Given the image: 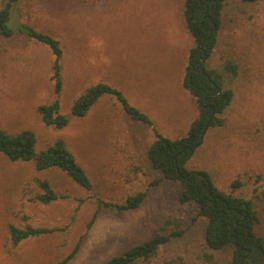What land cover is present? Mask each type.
Masks as SVG:
<instances>
[{"label":"rangeland","instance_id":"rangeland-1","mask_svg":"<svg viewBox=\"0 0 264 264\" xmlns=\"http://www.w3.org/2000/svg\"><path fill=\"white\" fill-rule=\"evenodd\" d=\"M7 0H0V9ZM184 0H15L14 32L0 37V127L34 132L37 152L61 138L89 178L85 190L57 168L37 171L33 162L0 154V264H104L156 231L179 232L146 264H228L230 250L209 251L205 220L194 204L178 201L180 185L165 180L147 160L154 130L176 139L198 114L182 78L193 40L182 18ZM23 24L59 42L60 112L89 86L102 82L144 113L132 119L115 97H101L83 117L62 129L45 126L39 105L54 98V56L15 26ZM230 61L235 74L225 68ZM207 67L219 74L232 98L187 162L205 170L217 188L251 201L264 237V0H225L221 26ZM35 180H48L64 199L42 204ZM158 181L153 184L154 181ZM146 192L133 210L115 204ZM94 216L93 223L87 228ZM9 225L49 233L12 244ZM164 228V231L160 230ZM210 254L211 258L208 259Z\"/></svg>","mask_w":264,"mask_h":264},{"label":"trees","instance_id":"trees-1","mask_svg":"<svg viewBox=\"0 0 264 264\" xmlns=\"http://www.w3.org/2000/svg\"><path fill=\"white\" fill-rule=\"evenodd\" d=\"M7 0L0 9V37L9 38L14 32L10 12L12 2ZM253 3L258 0H242ZM225 0H184L182 18L185 28L193 40L188 51L187 64L182 78L183 88L194 98L198 114L185 135L170 139L154 130L155 139L148 146L146 157L150 165L162 172V177L180 185L177 199L182 204L192 203L197 208L198 216L205 220L204 243L209 251L230 250L228 264H264V237L257 234L258 223L256 210L250 200L235 195L233 192L240 186L233 181L229 192L217 188L211 176L205 170L189 169L187 162L194 150L201 144L210 127L222 124L221 114L232 98L231 89H224L220 74L207 67L221 26V13ZM15 28L28 38L46 45L54 56L52 79L54 80L55 98L47 104L39 105L37 112L45 126L62 129L71 117H83L89 109L103 96H112L120 103L123 111L132 119L151 125L148 117L130 106L126 100L109 85L99 82L87 87L71 104L70 114L60 112L58 95L61 89L60 58L62 55L59 42L48 34L36 31L23 24ZM225 68L235 74V65L228 61ZM35 134L29 129L7 132L0 127V154L12 162H33L37 171L57 168L79 187L89 190L91 184L83 168L77 163L61 138L55 139L44 150H35ZM40 192L31 201L49 204L66 198L57 194L48 180H35ZM158 181H154L156 184ZM146 196L138 192L127 196L121 203L115 204L117 212L137 208ZM94 216L87 224L93 223ZM160 230L164 231L162 227ZM8 233L12 244L49 233L44 228H17L9 225ZM179 232L165 234L156 231L147 240L133 245L118 255L109 258L104 264H146L171 237ZM77 248V247H76ZM74 249V251L76 250ZM74 251L65 259L55 264H65ZM210 260V254L207 256Z\"/></svg>","mask_w":264,"mask_h":264}]
</instances>
